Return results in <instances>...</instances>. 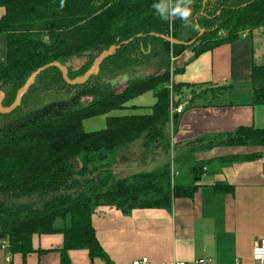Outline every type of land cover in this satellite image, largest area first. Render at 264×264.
I'll return each instance as SVG.
<instances>
[{"label":"trees","instance_id":"1","mask_svg":"<svg viewBox=\"0 0 264 264\" xmlns=\"http://www.w3.org/2000/svg\"><path fill=\"white\" fill-rule=\"evenodd\" d=\"M185 4L186 20L179 15ZM154 5L160 6V0H0L5 11L0 19L4 108L39 68L59 63L73 80L102 52L120 45L82 85L66 84L56 68L44 70L20 106L0 115L1 249L26 257L33 251V235L59 234L60 264H68L71 250L110 264L92 227L97 207L124 214L170 210L174 198L193 194L194 182L179 184L168 164L116 178V157L137 145V163L145 165L154 149L166 148L165 129L178 88L170 81L171 59L190 51L191 61L245 29L264 25V0H166L163 17ZM220 31L225 37H217ZM163 36L185 45H171ZM251 83L252 104L264 106V66L252 67ZM147 93L155 101L148 114L112 115L141 110L126 105ZM102 116L104 129L84 130L85 120ZM250 146L264 147V130L239 128L209 139L200 149ZM187 162L197 180L204 164L191 155Z\"/></svg>","mask_w":264,"mask_h":264},{"label":"crops","instance_id":"2","mask_svg":"<svg viewBox=\"0 0 264 264\" xmlns=\"http://www.w3.org/2000/svg\"><path fill=\"white\" fill-rule=\"evenodd\" d=\"M4 13L0 8V19ZM242 32L191 61L188 51L171 59L170 81L178 87L173 101L185 106L176 126L173 113L165 129L166 148L154 149L145 165H133L119 155L114 168L115 172L145 166L152 170L168 164L178 174L175 181L194 182L195 189L190 197L174 198L170 210L136 209L124 214L114 207H97L92 227L110 264L143 258L146 264H196L200 259L207 264H253V243L264 240V147L200 149L209 139L239 128L264 130V106L252 104L251 86L252 67L264 66V33L243 36ZM154 102L147 93L126 105L141 110L112 115L148 114ZM95 118L83 122L86 132L105 128V117L103 122ZM132 149L138 160L137 145ZM190 155L204 164L197 180L189 173ZM247 157L254 159L230 161ZM31 246L26 257L0 248V264H60L61 235H33ZM66 256L68 264H105L84 250H71Z\"/></svg>","mask_w":264,"mask_h":264},{"label":"water","instance_id":"3","mask_svg":"<svg viewBox=\"0 0 264 264\" xmlns=\"http://www.w3.org/2000/svg\"><path fill=\"white\" fill-rule=\"evenodd\" d=\"M164 41H166L167 43L174 45V46H178V45H185L182 42L176 41L168 36H163L161 37ZM193 42L188 43V45H191ZM119 46H112L110 47L108 50L102 52L93 62L92 66L81 76V77H77L73 80H70L68 78V73H67V69L66 67L60 65L59 63H51L49 65H46L42 68H39L38 70H36L34 73H32L29 78L26 80L25 84L23 85V87L17 92L15 99L13 101V103L7 107L4 108L2 106V102L4 99V95L2 94V92H0V115H8L10 113H12L13 111H15L21 104V100L24 97V95L27 93L28 89L33 85L36 77L43 72L44 70L48 69V68H56L57 70H59V72L61 73V77L63 79V81L70 85V86H76V85H82L84 83H86L91 77L96 76L99 72V66L102 63V61L108 57L109 55H111L115 50L119 49ZM177 120H178V115H174L173 116V121H174V125L176 126L177 124Z\"/></svg>","mask_w":264,"mask_h":264},{"label":"built area","instance_id":"4","mask_svg":"<svg viewBox=\"0 0 264 264\" xmlns=\"http://www.w3.org/2000/svg\"><path fill=\"white\" fill-rule=\"evenodd\" d=\"M252 32H259L264 33V25L256 27L251 30H245L243 31V36L246 34L252 33ZM185 104H179L176 107H173L171 109L170 115L172 117V114L175 113L176 115H179L182 113V110L184 109ZM252 262L253 264H264V240H255L253 243L252 248ZM147 259L143 258L140 261H133L130 264H146ZM174 264H185L183 262H178ZM196 264H207V261L204 259H200L196 262Z\"/></svg>","mask_w":264,"mask_h":264},{"label":"rangeland","instance_id":"5","mask_svg":"<svg viewBox=\"0 0 264 264\" xmlns=\"http://www.w3.org/2000/svg\"><path fill=\"white\" fill-rule=\"evenodd\" d=\"M160 6L164 10L163 13H160L161 16L162 17L163 16H166V14H167V11H166V0H160ZM168 6H169V4H168ZM171 17H172V11L170 10L169 19ZM245 30H251V29H245ZM170 32H171V28L169 27V29H168L169 35H170ZM219 36H223V32L222 31H220L219 34L217 35V37H219ZM168 37H170V36H168ZM4 50H5V43H4V39L2 38V39H0V59L4 55ZM188 52H189L188 53L189 57H191L192 56V53L190 51H188ZM121 81H122V79H119V82H121ZM127 114L129 115V114H136V113H126V115ZM95 119H97L96 121L103 122V119L104 118L103 117H98V118H95ZM132 148L130 149V151L128 153H126V154H124L122 156H125L126 155V159H128V161H130V162H133V165H135L137 163V156L134 154V152H133L134 149H132ZM161 158H162V155H161ZM132 172H134V171H127L125 169H122V170H120L118 172H115V177L116 178H123V177H126V176L130 175ZM177 176H178V174H177Z\"/></svg>","mask_w":264,"mask_h":264},{"label":"clouds","instance_id":"6","mask_svg":"<svg viewBox=\"0 0 264 264\" xmlns=\"http://www.w3.org/2000/svg\"><path fill=\"white\" fill-rule=\"evenodd\" d=\"M154 7L157 8L161 13H163L164 10L162 8H160L159 5H154ZM179 15H180L181 19H185V20L187 19L188 15H189V11L187 9V4H185V7L183 10H179Z\"/></svg>","mask_w":264,"mask_h":264}]
</instances>
